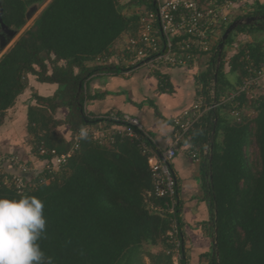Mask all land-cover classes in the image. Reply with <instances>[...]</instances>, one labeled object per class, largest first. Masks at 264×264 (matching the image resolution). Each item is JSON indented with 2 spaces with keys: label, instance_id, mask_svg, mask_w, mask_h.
Returning a JSON list of instances; mask_svg holds the SVG:
<instances>
[{
  "label": "trees",
  "instance_id": "1",
  "mask_svg": "<svg viewBox=\"0 0 264 264\" xmlns=\"http://www.w3.org/2000/svg\"><path fill=\"white\" fill-rule=\"evenodd\" d=\"M44 1L0 0V21L17 33L26 23L28 9ZM157 5V0H50L31 27L0 56V126L28 87V79L57 85L53 96L31 95L26 131L37 157L50 160L39 156L42 148L59 156L68 153L80 131L103 122L85 112L86 102L92 100L89 80L133 71L112 58L121 42L136 36L139 17L131 11L153 12ZM251 17L264 18V6L255 4L244 15L223 19L211 52L200 55L208 56V61L196 83L209 105L241 85L246 66H264V40L254 41L241 45L227 62L230 72L238 75L237 83L230 84L223 74L225 48L236 34H264V19L239 26L219 54L217 45L231 22ZM104 58H109L108 63ZM238 101V109L246 104L253 118L242 114L240 121L234 120L229 104L211 109L183 142L199 153L209 212L208 222L202 225L211 241L205 255L208 264H264V93L252 101L242 95ZM58 109L64 113L62 120L53 116ZM61 125L68 128L66 140L55 131ZM252 144L254 163L248 157ZM42 177L23 193L0 180V198L35 196L43 201L47 223L39 244L53 264H143L142 252L151 264H173L166 242L171 216L165 213V200L149 195L147 155L137 141L116 139L106 145L84 137L51 179L39 183ZM179 214L177 202L174 217L182 239ZM145 246L161 250L151 254L143 250ZM178 264H185L183 239Z\"/></svg>",
  "mask_w": 264,
  "mask_h": 264
},
{
  "label": "built area",
  "instance_id": "2",
  "mask_svg": "<svg viewBox=\"0 0 264 264\" xmlns=\"http://www.w3.org/2000/svg\"><path fill=\"white\" fill-rule=\"evenodd\" d=\"M244 1L157 0L158 5L153 12H135L139 17L136 36L128 37L121 42L112 59L132 70L140 65H147L156 70L162 65L168 67L195 65L201 54L211 52L215 44L214 35L225 15L234 5L244 6ZM108 61L109 58L103 60L104 63ZM251 66V64L246 66L247 76L241 85L228 92L219 101L209 105L205 97L199 93L193 104L172 120L171 144L163 151L152 145L138 119L111 113L98 118L103 122L80 131L65 155L59 156L54 150L40 149V157H51L48 161L43 159L41 170L40 167L22 163L14 156H0V180L6 186H14L18 193H23L26 188L37 185L33 181L41 174L43 177L40 178L39 183L51 179L77 150L79 140L84 137L90 136L98 144L106 145L114 144L116 139L128 138L130 141H137L142 153L147 155L152 180V192L149 195L166 201L165 213L171 216L170 229L166 233V242L170 245L167 254L172 255L173 263H178L181 259L182 239L174 217L178 198L176 178L171 163L190 129L211 109L229 104L232 107L230 116L240 121L242 112L238 109V99L244 95L245 99L254 100L256 90L264 81V66L260 69H253ZM143 138L148 139L150 146L146 145ZM196 152L195 150L189 152L193 160H198Z\"/></svg>",
  "mask_w": 264,
  "mask_h": 264
},
{
  "label": "crops",
  "instance_id": "3",
  "mask_svg": "<svg viewBox=\"0 0 264 264\" xmlns=\"http://www.w3.org/2000/svg\"><path fill=\"white\" fill-rule=\"evenodd\" d=\"M244 2V6L234 5L224 19L229 20L236 16L244 15L252 11V7L255 4L264 6V0H245ZM217 33L214 35L215 41ZM263 40V33L236 34L232 44L225 48V56L226 51L233 48V52L229 57L226 56L228 60L226 58L225 60L228 62L241 45ZM207 61L208 56H202L198 57L195 65L190 67H168L162 65L156 70L147 65H140L126 75L95 76L89 80L87 85V92L92 97V100L86 102L85 112L92 118L103 117L111 113L118 116L135 117L140 122L152 145L156 149L163 151L171 144L172 120L182 111L188 109L200 93V86L196 83V78L205 71ZM227 62H225L223 68L225 80L235 85L238 75L230 72ZM32 81L35 80L33 78L28 79L29 84ZM262 84H264V81L261 82L259 89ZM51 92L56 91L54 89L47 96L42 97H50ZM248 110L254 114L246 104L243 105L241 112L247 116ZM22 113L21 116L25 114L26 118V110L25 112L22 111ZM10 123L11 125L13 124L12 122ZM3 125L5 126L6 123ZM64 127L68 131L67 126ZM13 135H15L14 130L10 134V140ZM25 136L24 138L28 140L29 136ZM67 136L69 138V131L66 134ZM16 141L19 142L18 139ZM19 143L21 145V142ZM22 149L26 150L27 147L23 148V145H21L18 150ZM1 151L2 149L0 148ZM22 152L25 153L23 154ZM22 152H19V154L12 152V156L28 165L38 168L43 166L44 160L34 155L30 146L27 151ZM189 152H194V150L188 144L182 143L171 163V169L177 184L176 190L180 206L179 218L185 264H208L205 255L211 250V241L202 225L208 222L209 212L203 198L199 153L196 152L198 160H193L189 156Z\"/></svg>",
  "mask_w": 264,
  "mask_h": 264
},
{
  "label": "clouds",
  "instance_id": "4",
  "mask_svg": "<svg viewBox=\"0 0 264 264\" xmlns=\"http://www.w3.org/2000/svg\"><path fill=\"white\" fill-rule=\"evenodd\" d=\"M46 223L39 198H0V264H53L39 244Z\"/></svg>",
  "mask_w": 264,
  "mask_h": 264
},
{
  "label": "rangeland",
  "instance_id": "5",
  "mask_svg": "<svg viewBox=\"0 0 264 264\" xmlns=\"http://www.w3.org/2000/svg\"><path fill=\"white\" fill-rule=\"evenodd\" d=\"M49 1L50 0H45L42 4H40L38 6L36 5L35 7L28 9L27 14H26V23H25L24 27L21 30L17 31V33H15V35L11 39V41L0 52V56L14 44V42L20 37V35L23 32H25L26 30H28L31 27L34 20L38 17V15L41 13V11L44 9V7L49 3ZM132 12L140 13V12H143V10L137 9L135 11L134 10L131 11V13ZM232 52H233V48L231 50H227L226 56L229 57V55ZM225 62H227V61L225 60ZM54 89H55V91L57 90V85L41 84V83H38L35 81H32L30 84L28 83V87L23 91V93L21 95L18 96V98L16 100V104L6 112L5 118L3 121V124L6 123V125L5 126L3 125L0 127V148L2 149V151L0 152L1 157L12 156L13 155L12 152L19 154V152L27 151L29 146L31 147V138L29 137L28 140H27V138H24V135H26V136H29V135L26 131L25 114L23 116H21L23 114L22 111L25 112V110L27 109L26 106H27V104H29L30 97L33 93L40 95V96H47V94ZM54 93L55 92H51L50 96H53ZM261 93H264V84L261 85L260 89L258 88V91L256 92L255 97L258 99L259 96L261 95ZM24 96H25V98H24ZM18 101H19V103H18ZM247 114L249 115V116L248 115L247 116L250 118H253V116H254V114H252L249 110L247 111ZM53 116L56 120H62L64 117V113L62 110L58 109V110H55V112L53 113ZM10 122H12L13 124L11 125ZM8 123H10V124H8ZM64 128H65L64 125H61L57 129H55V131H56V133H58L61 137H63L66 140L68 138V136L66 137V134L68 131L65 130L66 128L65 129ZM13 130L15 131V135H13L11 140H10V137H11L10 134H11V132H13ZM23 138H24V140L22 141ZM16 139H18L19 142H21V145H23V148L27 147V149L26 150L25 149L18 150L21 147V145L19 142L16 141ZM29 151H30V149H29ZM31 152H32V150H31ZM22 153L24 154L25 152H22ZM22 153H20V155H22ZM248 157L252 163L255 162L256 150H255L254 144H252L249 147ZM39 170H41V167L39 168ZM146 249H148L149 253H151V254H156L161 250L160 248L153 249L151 247L145 246V248L143 250H146ZM141 262L143 264H151L150 259L148 257L144 256L143 252L141 254ZM173 264H178V263L174 262Z\"/></svg>",
  "mask_w": 264,
  "mask_h": 264
},
{
  "label": "water",
  "instance_id": "6",
  "mask_svg": "<svg viewBox=\"0 0 264 264\" xmlns=\"http://www.w3.org/2000/svg\"><path fill=\"white\" fill-rule=\"evenodd\" d=\"M264 19L263 17H251V18H246V19H240V20H235L231 22V24L225 29L223 32L220 43L217 45L219 54L222 52L223 49V43L225 40L228 38V36L239 26L242 25H248L251 22L258 21ZM0 28H1V33H0V51H2L6 45L11 41V39L14 37L15 33L10 32L0 21Z\"/></svg>",
  "mask_w": 264,
  "mask_h": 264
}]
</instances>
